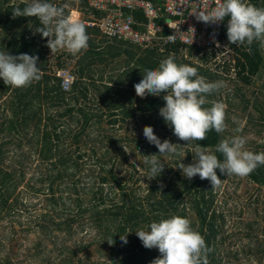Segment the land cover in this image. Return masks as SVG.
<instances>
[{
    "label": "trees",
    "instance_id": "16d2710c",
    "mask_svg": "<svg viewBox=\"0 0 264 264\" xmlns=\"http://www.w3.org/2000/svg\"><path fill=\"white\" fill-rule=\"evenodd\" d=\"M247 2L264 7V0ZM63 3L70 4L75 18H79L80 11L83 22L93 13L100 16L88 6L87 0H63ZM63 3L59 6L70 14L71 9ZM17 5L26 6L22 1L0 0V51L38 56L42 79L28 87L13 88L0 78V217L23 215L27 222L25 231L41 232L28 248L26 264H35L37 259L41 264H102L90 261L86 248L92 244L98 245L107 264H152L161 255L159 250L145 248L135 231H149L152 222L172 216L188 218L192 228L214 249L208 255L209 264H241L242 255H254L258 264H263L264 221L252 217V207L245 219L242 218L244 211L237 206L219 208L217 194L208 180H201L199 176L189 180L179 173V168L172 172L173 166L161 156L163 172L152 179L146 194H138L130 185L132 175L129 179L119 176L128 158L124 148L133 144L143 155L158 154L157 147L143 134L146 125L153 127L162 142L177 139L159 114L166 93L141 98L134 88L146 69L157 68L169 56L178 65L196 67L198 74L209 82L228 83L207 97L209 103L205 107L222 102L221 91L232 89V83L244 109L251 104L260 110L259 121L255 123L264 126V83L250 97L235 80L241 78L249 85L263 72L262 45L254 42L250 46H238L229 42L235 51L236 75L232 76L230 62L224 63L222 70L220 65L218 68L208 65L217 56L213 50L203 51L181 43L143 48L122 38H108L97 26L84 22L90 36L87 51L73 56L64 50L52 62L48 38L35 31L39 21L35 17L12 18ZM227 19L221 33L226 39ZM74 58L77 59L73 70L69 63ZM59 70L73 74L69 89L63 87ZM226 97L230 99L229 93ZM226 114L228 122L227 111ZM125 123L129 131V125L141 126L140 132L136 136L120 134ZM225 132L213 130L206 140L184 141L188 145V163H193L198 146L210 149L223 159L216 152L217 144L235 136H227ZM25 143L31 146L29 150L24 149ZM262 146L264 150V143ZM174 163L180 165L179 160ZM146 167L147 175L149 166ZM30 170L31 175L24 182ZM217 174L221 179L226 177L218 169ZM248 179L263 186L264 166L258 167ZM22 183L23 191L18 190ZM27 191L44 194L43 208H37L38 201L24 202L19 193L24 195ZM234 216L237 222L230 224L229 219ZM261 216L264 219V212ZM87 227L86 232H93L95 236L88 241L77 239L76 235ZM125 234L127 243L121 240ZM244 237L255 240L256 245L248 243L238 248V242ZM111 240L113 243L109 244ZM80 251L84 256L79 255ZM1 264H23V261H14L7 255Z\"/></svg>",
    "mask_w": 264,
    "mask_h": 264
},
{
    "label": "clouds",
    "instance_id": "9594fccd",
    "mask_svg": "<svg viewBox=\"0 0 264 264\" xmlns=\"http://www.w3.org/2000/svg\"><path fill=\"white\" fill-rule=\"evenodd\" d=\"M25 7L13 8L16 17H35L39 26L35 29L47 39L51 52L66 50L76 56L87 51L90 36L87 25L80 19L67 14L64 7L48 0H22ZM196 20L208 25H218L227 17V39L235 45H251L259 42L264 45V7H256L247 0H217L211 11L197 10L192 13ZM219 42L217 41V44ZM39 57L20 53L11 55L0 51V78L7 86L24 88L42 79L38 67ZM111 87V85L109 86ZM223 81L209 82L198 74V69L189 65H178L172 56L162 60L155 69H146L143 79L134 85L136 95L144 98L162 92L165 104L159 114L168 124L174 135L181 141H203L210 131L223 133L226 128V105L213 102L211 107L207 97L225 88ZM143 134L149 143L154 144L159 154L144 155V164L149 166V180L158 177L164 169L160 156L177 153V143L161 139L152 126H145ZM243 136L221 140L216 146V154L198 146L193 155V163L180 162L179 169L189 180L199 176L208 180L212 188L221 185L220 175L249 176L258 167L264 166V152H253L246 148ZM180 145V144H179ZM126 152H129L124 148ZM145 248H157L161 254L152 264H209L208 255L213 248L205 238L191 226V221L182 216H172L150 224V230L135 231ZM127 243V236L121 235ZM109 244L113 240L108 241Z\"/></svg>",
    "mask_w": 264,
    "mask_h": 264
},
{
    "label": "rangeland",
    "instance_id": "374dc122",
    "mask_svg": "<svg viewBox=\"0 0 264 264\" xmlns=\"http://www.w3.org/2000/svg\"><path fill=\"white\" fill-rule=\"evenodd\" d=\"M13 2H19L22 0H11ZM30 2V0H29ZM48 2L55 4L59 6V4L63 3V0H48ZM67 8L70 10V15L72 12V8L70 7V4L63 3ZM75 10V9H74ZM79 18L80 20H84V15L79 11ZM87 19H85L86 21ZM263 52H264V45ZM62 51H57L52 53L51 50L49 51V57L52 59V62L56 60V56L61 54ZM235 51L234 49H231V51L223 52V54H220L218 57L216 56L215 59H213L208 65H210L212 68H218V65H220V70H222L224 63L230 62V71L229 74L232 76L236 75V70L234 68V61H235ZM77 58H74L69 63V68L74 70L75 61ZM194 60H197L196 57ZM254 81L251 84H245V82L242 81L241 78H236L235 80L238 82L239 85L244 86L245 93L251 97L253 94V90H258L262 88V84L264 83V69L263 72L256 75L254 78ZM228 84V83H227ZM226 84V85H227ZM234 84L231 83L232 89H224L222 90V95L224 96L221 103L226 105V111L229 114V121L226 122L227 128H226V134L229 136V134H233L235 136H243L247 140L246 148L248 150H251L253 152H264L262 143H264V126H261L259 123H255V121H259V115L260 110H257V108L254 105H249L248 109L243 108V104L241 102V98L239 94L234 93ZM227 93H229L230 99L226 97ZM231 93V94H230ZM249 112L251 114H249ZM255 123V124H254ZM106 126H109L107 123H105ZM130 131L127 129V125L125 123L124 127L120 129V134L124 135H130V136H136L140 130L141 126L137 128L136 125H129ZM171 142V141H170ZM172 143H177L178 146V152L176 154H167L164 156H161L162 159H164L166 162H168L171 166H173V171L178 170L177 164L174 163L175 160H179L180 162H183L185 165L189 164L187 161V147L188 145L184 142L179 140L178 138L176 141H173ZM180 144V145H179ZM261 144V145H260ZM31 146L27 143H25V150H29ZM128 152V158L126 160V163L123 165L122 170L119 173L120 177H123L124 179H129L130 177V185L135 188L136 192L138 194H146L148 188L152 185V179L149 180L146 175L147 173V167L144 164V155L141 152V149L139 147H135L133 144L132 146L126 148ZM197 150V149H196ZM195 150V151H196ZM208 152H211L210 149H204ZM159 154V150H157ZM16 153V152H15ZM179 173L182 174V171L179 169ZM173 174V173H171ZM31 175V170L29 173L26 174V177L24 179V182L27 180V178ZM22 183L21 187L18 190H24ZM215 192L217 194L216 200L219 208H226L229 207L231 209L238 207L239 210L244 211V215L242 216L243 219H245L248 215L249 209H251V215L252 217L258 219L259 221H264L263 217L261 216L264 212V185L258 186L255 182H252L247 177L241 178L239 176L231 175L226 176L224 179H221V185L219 187L214 188ZM20 197H23L24 202H39L37 204V208H43V205L45 203L44 200V194L39 193L33 194L27 191V194L19 193ZM251 204V205H248ZM29 207H34L30 205ZM19 208L23 209V206H19ZM257 209L255 211L254 209ZM258 211L260 214H258ZM233 218V217H232ZM23 222L24 225H22L20 222ZM237 220L234 216L233 219H229V223H236ZM264 223V222H263ZM27 225L26 217L23 215H16L14 217H10V215H6L5 217H0V264L2 261H4V257L9 255L12 260L14 261H23V264H26L25 262V255L29 253V246L34 244L36 240L41 236L40 231H25V226ZM79 227V226H78ZM88 229L85 228L81 233L76 235L77 239H83L84 241L91 240L95 233L93 232H86ZM80 237V238H79ZM121 241V240H120ZM251 243L252 245H256L255 240H250L247 237H244L242 242H238V248H242L243 244ZM51 244L49 245V247ZM237 246V245H236ZM98 245L92 244L86 248V251L90 255V261L91 262H103L102 264H107L104 260V254L100 253L98 250ZM32 250V248H30ZM79 255L84 256V252L80 251ZM242 255V254H241ZM35 264H41L40 260H36ZM241 264H258V261L256 260V257L254 255H242ZM264 264V262H263Z\"/></svg>",
    "mask_w": 264,
    "mask_h": 264
},
{
    "label": "built area",
    "instance_id": "2783aa9c",
    "mask_svg": "<svg viewBox=\"0 0 264 264\" xmlns=\"http://www.w3.org/2000/svg\"><path fill=\"white\" fill-rule=\"evenodd\" d=\"M216 2L217 0H87L88 6L98 11L100 16L93 13L84 22L97 26L101 34L108 38H122L143 48L181 43L203 51L213 50L218 57L233 49L228 39L221 35L225 20L218 25H208L197 21L192 14L197 10L211 11ZM58 75L63 76V87L69 89L74 79L73 74L69 70H59Z\"/></svg>",
    "mask_w": 264,
    "mask_h": 264
}]
</instances>
